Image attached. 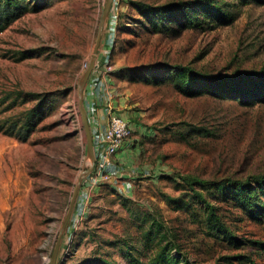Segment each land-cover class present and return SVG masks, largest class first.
Returning a JSON list of instances; mask_svg holds the SVG:
<instances>
[{"label":"rangeland","instance_id":"rangeland-1","mask_svg":"<svg viewBox=\"0 0 264 264\" xmlns=\"http://www.w3.org/2000/svg\"><path fill=\"white\" fill-rule=\"evenodd\" d=\"M42 1L0 32V264H52L56 250L55 264H151L167 243V264H264L260 248L214 232L197 195L236 236L264 242V224L226 184L264 174V102L171 68L264 76V4L113 0L104 22L110 0ZM211 8L233 23L211 22ZM82 107L92 135L109 110L132 124L109 181L92 178ZM31 112L41 121L27 140L11 136ZM179 175L209 183L194 192Z\"/></svg>","mask_w":264,"mask_h":264},{"label":"trees","instance_id":"trees-1","mask_svg":"<svg viewBox=\"0 0 264 264\" xmlns=\"http://www.w3.org/2000/svg\"><path fill=\"white\" fill-rule=\"evenodd\" d=\"M242 1L245 4H251V2L254 1L259 4H264V0ZM181 4H176L174 6H181ZM190 4L200 3L193 2ZM43 7L44 5L42 0H0V32L6 30L9 26L28 13L40 11L43 9ZM207 14L209 15L207 17H209L211 22H214L218 25H229L234 21L232 13L223 11L222 9L211 8L207 11ZM193 23H195L194 20L192 23H190L189 20L182 24V26L186 27V25H192ZM171 68L182 71L185 70L188 75H190L195 80H204L213 91H215V88L218 86L225 89V92L231 91L233 93L232 95H234L233 97H236V99H239L242 101V103L246 101H248L247 103L250 104H255L257 101L264 102V76H261L260 74L254 75L253 73H250L241 75L239 73H235L236 75L234 76H212L205 75L202 72L191 68L190 66L171 65ZM246 84L250 85V88H246L244 86ZM35 117H38V120H34ZM29 118L32 119V122L24 123L17 131L10 130L9 134L11 136H18L23 140H27V138L37 127L38 123L41 121V116L38 112H31ZM179 176L184 182L191 186L194 192H196L195 187L197 185L209 183L207 180L196 176ZM226 184L229 188H231V190L237 191L243 195L242 205L248 211V214L258 222L264 224V174H254L247 179L228 178ZM197 195L201 197L203 206L205 207L208 214V223L217 235L222 237L230 245L237 249L246 245H252L260 248L264 252L263 241L249 240L236 236L235 232L226 226L223 220L220 218L219 214L217 213L216 206H214L204 194L197 193ZM254 198L257 199L258 203ZM164 234H166V232H164ZM169 245L170 244L167 243L163 248H161L151 264H167L172 261L168 256ZM180 259L181 256L179 260ZM225 259H238L243 261L245 264H257L254 259L247 255L226 257ZM185 261L187 264L190 263L187 259H185Z\"/></svg>","mask_w":264,"mask_h":264},{"label":"built area","instance_id":"built-area-1","mask_svg":"<svg viewBox=\"0 0 264 264\" xmlns=\"http://www.w3.org/2000/svg\"><path fill=\"white\" fill-rule=\"evenodd\" d=\"M109 67H107L108 69ZM107 123L93 135L95 164L92 178L109 181L120 175L116 155L133 136V127L123 115L109 110Z\"/></svg>","mask_w":264,"mask_h":264},{"label":"water","instance_id":"water-1","mask_svg":"<svg viewBox=\"0 0 264 264\" xmlns=\"http://www.w3.org/2000/svg\"><path fill=\"white\" fill-rule=\"evenodd\" d=\"M112 2H113V0H110L109 5L107 7V10L105 12L104 18H103L104 19V22H105V20L107 19L108 15H109ZM100 39L101 38L98 39L97 46L95 48V53H93L94 55H93V60L91 62V65L88 68V70L86 71V73H85V75H84V77L82 79V82L80 84V90H82L85 87V84L87 83L88 79L92 75L93 70L95 68V64H96V61H97L96 60L97 59V51H98V48H99ZM82 111H83L84 124H85V127H86L87 136H88V141H87L88 154H89V156H90V158H91V160L93 162V165H94L95 164V153H94L93 135H92V132H91V129H90L89 120L87 118L86 111L84 110L83 107H82ZM92 169H93V166H92V168L90 170H92ZM75 197H76V195H75ZM73 206H74V201L72 202L70 214L66 218V221L64 223V226H66L67 223H68V220H69V218L71 216V213H72ZM56 254H57V250H56V253L54 255V260H53V263L52 264H55Z\"/></svg>","mask_w":264,"mask_h":264},{"label":"crops","instance_id":"crops-1","mask_svg":"<svg viewBox=\"0 0 264 264\" xmlns=\"http://www.w3.org/2000/svg\"><path fill=\"white\" fill-rule=\"evenodd\" d=\"M107 119H108L107 116H101L100 115V119L98 121H96L95 122L96 124L92 127L93 128L92 129L93 130V135L97 132L98 127L106 125ZM130 143L131 142L129 141L128 144L126 143L125 145H123V148L117 153V155L115 157L117 163H119L118 164L119 167H120L119 169L122 168L123 163H125V160L130 155V150H131V147L129 146ZM123 168H124V166H123Z\"/></svg>","mask_w":264,"mask_h":264},{"label":"bare ground","instance_id":"bare-ground-1","mask_svg":"<svg viewBox=\"0 0 264 264\" xmlns=\"http://www.w3.org/2000/svg\"><path fill=\"white\" fill-rule=\"evenodd\" d=\"M87 139H88V136H87Z\"/></svg>","mask_w":264,"mask_h":264}]
</instances>
